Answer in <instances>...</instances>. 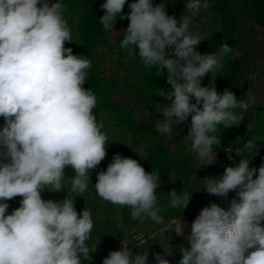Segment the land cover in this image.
Returning <instances> with one entry per match:
<instances>
[{
  "label": "clouds",
  "instance_id": "obj_1",
  "mask_svg": "<svg viewBox=\"0 0 264 264\" xmlns=\"http://www.w3.org/2000/svg\"><path fill=\"white\" fill-rule=\"evenodd\" d=\"M167 2L130 3L129 25L120 47L135 46L146 69L155 67L164 74L167 70L171 90L159 93L168 103L156 106L163 115L155 119L156 129L171 136L174 125L191 117L184 137L186 144L190 142L186 150L195 154L198 167L211 166L217 155L213 146L221 143L213 135L217 126L239 127L255 97L238 99L230 89L220 93L214 85L201 86L206 74L213 73L215 79L221 61L233 48L224 42L218 52L202 55L196 50L203 38L191 30L193 17L207 7L206 0H188L179 19L167 13ZM125 3L106 0L101 5L105 31L118 34L113 28L118 17L124 18ZM63 11L61 3L49 0H0V117L4 119L0 127V264H84L95 251L86 244L93 229L90 210L78 214L69 194L62 201H45L41 196L43 189H65L67 166L75 170L71 191L83 196L90 170L105 159L109 142L103 121L93 112L97 98L83 87L91 61L64 46L72 36ZM251 131L249 127L247 132ZM253 148L248 141L236 153ZM249 165V159H241L238 165L226 167L218 179H201L199 189L208 194L226 197L236 191L239 200L234 198L228 210L215 203L202 208L187 237L190 248L180 249L179 264H264V163L259 168ZM96 180L97 195L129 207L131 220L163 223L156 171L146 172L136 159L116 153L106 171L97 172ZM17 196L22 197L20 206L7 214V201ZM168 196L169 208L184 211L192 194L173 189ZM181 221L175 230L178 234L183 233ZM148 235L156 239L162 232ZM144 236L131 240L144 245ZM129 242L124 239L120 250L109 251L102 264H148V253L133 256ZM154 257L157 264H169L159 253Z\"/></svg>",
  "mask_w": 264,
  "mask_h": 264
},
{
  "label": "rangeland",
  "instance_id": "obj_2",
  "mask_svg": "<svg viewBox=\"0 0 264 264\" xmlns=\"http://www.w3.org/2000/svg\"><path fill=\"white\" fill-rule=\"evenodd\" d=\"M55 2L64 6L63 16L71 30L72 40L66 41L64 46L71 48L73 54L83 55L91 61L83 87L90 88L97 98L93 112L98 120L103 121V131L107 133L109 142L105 159L97 169L90 170V181L83 196H76L77 193L71 191L70 177L75 175V170L67 166L62 181L65 189L59 192L43 189L42 199L62 201L69 194L74 197L78 214L85 208L90 210L93 229L86 244L90 248L95 247V251L84 264H102L109 251L120 250L124 239L130 240L128 247L133 256L148 253V264H157L156 253L165 256L169 264H179L182 258L180 249L190 248V244L187 239L176 236L175 223L182 219L190 221L197 209L212 203L228 210L234 198L239 200L236 191L229 192L226 197L208 194L202 187L199 189L201 179H218L226 167L238 165L241 159H249V166L255 168L264 163V0H206L207 7L193 17L191 30L203 38L196 48L198 52L202 55L218 52L224 42L233 48V53L221 61L215 79L210 72L202 78L201 86L214 85L220 93L230 89L238 99L255 97L254 105L244 114L239 127L226 129L223 125L217 126L213 135L221 143L213 146V151L217 152L215 163L199 167L195 154L186 150L190 142L186 144L184 140L191 117L186 123L174 125L171 136H164L156 129L155 119H163L156 106L168 103L159 93L165 86L166 90H171L166 74L155 67L146 69L135 46L120 47L123 32L129 25L128 5L135 0H126L121 13L124 18H117L113 32L118 34L105 31L100 23V17L104 15L101 5L106 0H49V3ZM160 2L153 0L154 5ZM187 2L168 0L166 11L179 19L185 14ZM84 36H88V41H84ZM163 80L165 84L161 83ZM3 124L4 119L0 117V127ZM249 127L251 132H247ZM250 134L249 140L254 148L237 154L236 149L247 143ZM228 149H232L231 152H226ZM116 153L136 159L146 172L154 170L159 174L161 183L156 195L162 208L161 225H153L147 220L143 223L133 221L129 207L114 205L97 195L94 185L97 172L106 171ZM173 189L177 193L192 194L184 211L168 207V192ZM21 199L17 196L7 201V214L20 206ZM158 230L162 232L160 237L153 239L148 235ZM135 236H144L146 243L140 245L139 241L131 240Z\"/></svg>",
  "mask_w": 264,
  "mask_h": 264
},
{
  "label": "water",
  "instance_id": "obj_3",
  "mask_svg": "<svg viewBox=\"0 0 264 264\" xmlns=\"http://www.w3.org/2000/svg\"><path fill=\"white\" fill-rule=\"evenodd\" d=\"M202 209H197L195 214L193 215L192 219L190 221H181L182 225H183V233L182 234H178L177 232H175L176 236L180 239H187L188 235H190L191 232V224L192 221L196 218V216L200 213ZM180 221L175 223V230L177 228V225Z\"/></svg>",
  "mask_w": 264,
  "mask_h": 264
},
{
  "label": "trees",
  "instance_id": "obj_4",
  "mask_svg": "<svg viewBox=\"0 0 264 264\" xmlns=\"http://www.w3.org/2000/svg\"><path fill=\"white\" fill-rule=\"evenodd\" d=\"M84 41H85V42L88 41V36H84ZM166 71H167V70H166ZM165 74H166V73H165ZM165 82H166V81H164V80L161 81V83H164V84H165ZM168 85H169V84H168ZM165 89H166V86H165ZM192 217H193V216H192Z\"/></svg>",
  "mask_w": 264,
  "mask_h": 264
},
{
  "label": "crops",
  "instance_id": "obj_5",
  "mask_svg": "<svg viewBox=\"0 0 264 264\" xmlns=\"http://www.w3.org/2000/svg\"><path fill=\"white\" fill-rule=\"evenodd\" d=\"M253 132L255 133V128H254V130H253ZM251 138V134L249 135V138H248V140ZM248 140H246V142H248ZM250 141V140H249ZM245 144V143H244ZM241 148H243V147H241Z\"/></svg>",
  "mask_w": 264,
  "mask_h": 264
}]
</instances>
